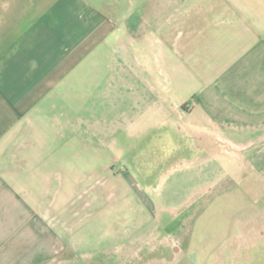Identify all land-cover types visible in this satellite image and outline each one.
<instances>
[{
    "label": "crops",
    "instance_id": "1",
    "mask_svg": "<svg viewBox=\"0 0 264 264\" xmlns=\"http://www.w3.org/2000/svg\"><path fill=\"white\" fill-rule=\"evenodd\" d=\"M200 21L205 39L234 27L264 66V0H0V264H179L180 245L110 218L109 151L204 115L180 116L195 96L170 79L209 51Z\"/></svg>",
    "mask_w": 264,
    "mask_h": 264
},
{
    "label": "rangeland",
    "instance_id": "2",
    "mask_svg": "<svg viewBox=\"0 0 264 264\" xmlns=\"http://www.w3.org/2000/svg\"><path fill=\"white\" fill-rule=\"evenodd\" d=\"M204 26L190 31L206 56H178L180 73L170 76L195 96L180 116L204 115L147 123L121 139L123 153L110 145V218H129L131 238L157 231L180 245L179 264H264V248L251 244L264 243V66L256 56L250 64L251 42L234 27L217 21L205 39Z\"/></svg>",
    "mask_w": 264,
    "mask_h": 264
},
{
    "label": "trees",
    "instance_id": "3",
    "mask_svg": "<svg viewBox=\"0 0 264 264\" xmlns=\"http://www.w3.org/2000/svg\"><path fill=\"white\" fill-rule=\"evenodd\" d=\"M183 108H184V109H187V106H184V105H183Z\"/></svg>",
    "mask_w": 264,
    "mask_h": 264
}]
</instances>
